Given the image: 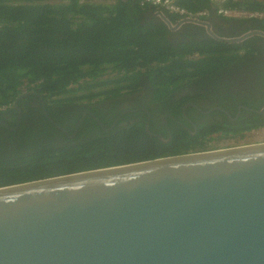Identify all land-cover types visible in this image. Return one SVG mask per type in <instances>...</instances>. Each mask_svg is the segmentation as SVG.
<instances>
[{
  "label": "trees",
  "instance_id": "1",
  "mask_svg": "<svg viewBox=\"0 0 264 264\" xmlns=\"http://www.w3.org/2000/svg\"><path fill=\"white\" fill-rule=\"evenodd\" d=\"M140 1L0 0V120L14 126L6 117L18 116L15 100L26 93L40 94L49 115L72 132L81 115L70 124L63 120L64 109L86 100L122 97L140 90L144 82L154 88L157 99L185 85L196 86L193 92H209L205 84L213 83L225 68L241 64L250 50L215 40L201 27L212 26L223 7L243 12L241 23L251 21L264 31V0H181L191 12L208 10L210 16L202 25L178 24L180 30L193 32L178 43L173 37L181 31L172 32ZM32 101L38 109H31ZM19 107L23 121L34 115L41 119H35L31 129L21 123L16 133L0 126V188L206 152L215 149V140L226 145L264 127L261 119L242 129L213 125L199 138L173 128L172 140L163 143L146 132L144 122L110 132L93 124L89 134L85 128L92 119L87 116L76 138L68 139L46 122L36 96L22 98ZM150 132L156 131L150 126ZM215 133L221 135L207 138Z\"/></svg>",
  "mask_w": 264,
  "mask_h": 264
},
{
  "label": "water",
  "instance_id": "2",
  "mask_svg": "<svg viewBox=\"0 0 264 264\" xmlns=\"http://www.w3.org/2000/svg\"><path fill=\"white\" fill-rule=\"evenodd\" d=\"M0 264H264V144L0 188Z\"/></svg>",
  "mask_w": 264,
  "mask_h": 264
},
{
  "label": "flooded vegetation",
  "instance_id": "3",
  "mask_svg": "<svg viewBox=\"0 0 264 264\" xmlns=\"http://www.w3.org/2000/svg\"><path fill=\"white\" fill-rule=\"evenodd\" d=\"M240 21L243 20H228L216 15L212 18V26H209L216 36L222 38H239L256 31L264 33L253 22L241 23ZM183 26L172 32L179 31ZM201 28H205L207 33L208 26ZM180 31L179 34L173 37L178 43L190 38L189 35L193 34L190 28H183ZM203 35L202 33L199 34V36ZM235 44L246 45L250 52H247L246 58L242 60L241 64L225 68L218 75V79L213 83L205 84L209 92H193L196 86L185 85L177 92L166 94L165 98L157 99L154 96V88L148 82H144L140 90L133 93H124L122 97L86 100L79 103V105L64 109L61 112L64 117L63 120L70 124L81 115L75 125L71 126L72 132L62 128L49 115L47 110L46 114L44 105L40 101L46 122L64 135L61 138L68 139L76 138L80 126L87 116L93 121V123L90 121L85 128L89 134L93 124H98L102 130L110 132L116 127L125 128L135 122H144L145 130L148 125L149 133H151L150 126L156 131L155 134L151 133V136L159 139L158 136L161 135L165 140H168L170 136L173 137V128L184 131L191 137L199 138L203 129L213 125L233 129L250 126L253 121L264 120L257 113L264 107V37L253 35L243 42ZM49 105L51 106V104ZM30 106L31 109L39 108L36 101L30 102ZM18 108L20 109L19 102ZM14 109L18 112V116L6 117L12 122L13 127L0 120L2 121L0 126L5 127L12 133L18 132L23 122L25 128L31 129L36 125L35 119H41L40 116L34 115L28 116V119L23 121L22 110L20 109L22 113L20 114L15 103ZM54 110L61 117V110L58 106L54 107ZM25 111L29 112V109L27 108ZM99 116L102 119L98 118ZM169 120L174 125L170 124ZM105 125L109 126L106 127ZM17 126L18 130H15ZM256 129H260V127L252 130ZM220 135L215 133L207 136V138H215Z\"/></svg>",
  "mask_w": 264,
  "mask_h": 264
},
{
  "label": "built area",
  "instance_id": "4",
  "mask_svg": "<svg viewBox=\"0 0 264 264\" xmlns=\"http://www.w3.org/2000/svg\"><path fill=\"white\" fill-rule=\"evenodd\" d=\"M215 3H222L227 0H213ZM140 5L143 7H148L155 11V14L160 17H166L171 24L172 27L179 25H187V24H196L202 25V23L206 22L210 16V12L208 10H201L197 12H191L190 10L186 9L184 6L181 5V0H141ZM167 15L174 16L176 18V22L170 21ZM217 16L229 18L231 20H243L245 17L243 12L234 11L230 9H226L220 7L217 10ZM257 130H252L248 133H257ZM244 134V137L246 134ZM219 136L215 137L217 139ZM244 139V138H243ZM243 139H239L237 141H233L227 143L226 145L224 142L213 141V144H217L214 150L220 149H228V148H237V147H245V146H253L243 144ZM210 150V151H214Z\"/></svg>",
  "mask_w": 264,
  "mask_h": 264
},
{
  "label": "rangeland",
  "instance_id": "5",
  "mask_svg": "<svg viewBox=\"0 0 264 264\" xmlns=\"http://www.w3.org/2000/svg\"><path fill=\"white\" fill-rule=\"evenodd\" d=\"M243 144L256 145L264 144V128L257 130V133H248L243 139Z\"/></svg>",
  "mask_w": 264,
  "mask_h": 264
},
{
  "label": "clouds",
  "instance_id": "6",
  "mask_svg": "<svg viewBox=\"0 0 264 264\" xmlns=\"http://www.w3.org/2000/svg\"><path fill=\"white\" fill-rule=\"evenodd\" d=\"M264 128V127H263Z\"/></svg>",
  "mask_w": 264,
  "mask_h": 264
}]
</instances>
